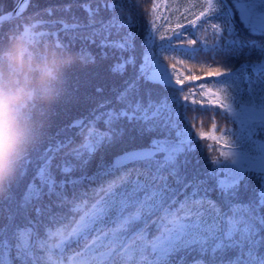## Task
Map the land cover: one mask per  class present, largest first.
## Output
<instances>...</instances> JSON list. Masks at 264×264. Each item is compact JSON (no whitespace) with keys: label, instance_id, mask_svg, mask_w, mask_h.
<instances>
[{"label":"snow or ice","instance_id":"1","mask_svg":"<svg viewBox=\"0 0 264 264\" xmlns=\"http://www.w3.org/2000/svg\"><path fill=\"white\" fill-rule=\"evenodd\" d=\"M33 2L0 13V35L6 22L8 32L31 22L66 49L61 33L82 41L85 64L96 63L95 45L122 83L70 125L79 142L66 137L41 150L38 141L22 157L0 194V264H264V42L242 39L234 20L264 36V0H153L139 55L138 22L125 5L143 0H83L86 18L71 20L44 19L50 8L29 13ZM201 53L245 59L235 72L200 62L197 74L188 61ZM154 86L165 94L154 99ZM189 108L238 129L218 131L213 115L205 130ZM145 137L87 174L97 152ZM201 140L217 153L203 167Z\"/></svg>","mask_w":264,"mask_h":264},{"label":"trees","instance_id":"2","mask_svg":"<svg viewBox=\"0 0 264 264\" xmlns=\"http://www.w3.org/2000/svg\"><path fill=\"white\" fill-rule=\"evenodd\" d=\"M19 0H0V13H5L11 10ZM83 0H34L33 4L28 7V12H42L44 9H52L51 16H44L46 20H56V19H68L71 20V17L76 16L81 19L86 18V13L79 3H82ZM153 0H143L142 6L140 8L129 9L128 5H125L126 11H131L132 15L136 18L138 26L136 31L139 35L136 38L137 53L140 52V43L144 38L145 31L148 27L147 20L148 17L145 13L151 8ZM178 2H186V0H178ZM71 5L69 11H64L65 6ZM107 18L108 13L102 14ZM235 26L239 32V35L242 39L246 40H257L264 42V36H253L251 35L242 25L236 16H234ZM16 23H19L18 20H14ZM223 23V21H213ZM59 28V25L56 26ZM9 24L6 22L3 26V35L9 39L10 34L14 33L13 37L9 41L2 42L0 41V61H2V52L8 50L11 43L21 34H26L28 40L33 45L34 49L44 50L47 49L49 45L54 46L57 49L68 50L73 53L76 57L75 64L71 69L64 73L61 76L59 83L56 86V94L59 96L57 102L52 106V109H49V106L42 102H36L31 105V109L28 113L38 124L37 128V137H39V128L44 126L43 134L39 140V147L41 150L46 148L49 143H55L57 140H64L66 137H73L77 142H79V137L75 136L77 129L71 128L70 125L77 120L85 117H89L92 110L96 107V104L99 100L103 98H110L112 96V88L118 86L122 83V79L119 77H114L110 71L109 66L113 63L112 59L101 60L100 52L101 49L95 45H88L91 51L97 56V61L95 64H85L80 60L77 53L81 47L85 46L82 41L79 39L72 41L71 36H65L63 33L60 34L61 39L65 43H69V49L62 47L58 44L57 41L49 39L46 36L40 35L41 29L34 28L31 22L24 23L21 22L20 25L13 31L8 32ZM206 39H212L211 29H208L205 33ZM196 38V37H192ZM157 43H162L157 40ZM200 41H197V46H199ZM176 53H166V55H175ZM211 53L204 54L201 53L197 61L189 60L188 63L190 66L195 65V70L197 74H200V62H203L205 66H210L212 69L220 68L221 70H230L235 72L240 68V65L244 61V57L232 58L224 54L216 55V61L214 62L211 59ZM249 59H257L255 51H253L252 57ZM167 63V61H165ZM224 77H212V79H223ZM201 83L203 81H200ZM156 91L153 98L158 99L159 95H164V91L159 88V86H154ZM187 87V85H185ZM226 87V86H225ZM100 88L103 90L102 93H97L96 89ZM198 107V106H197ZM182 114H183V110ZM187 115L189 118H192V110L188 109ZM103 127V125H101ZM232 129L233 132H236L238 129L237 124H231L224 127L225 130ZM232 139V137H228ZM149 138L145 137L143 139L137 138L134 142L120 143L116 144L106 150L97 152L96 155L90 160L87 165L86 171L89 176L95 174L99 169L101 164L107 166L110 165L114 158L122 153L123 150L131 149L133 147L144 146L148 143ZM206 147L204 144L202 148L198 146L196 156L201 161V167L206 165L205 158L209 156L205 155ZM209 153V152H208ZM210 154V153H209ZM195 163V161H193ZM31 170H29L28 176L23 181V184L20 187V191L23 190L24 186L28 183V180L31 177ZM190 178V177H189ZM91 187H95L96 183L92 182ZM89 187V183H85V188ZM212 197L215 199L216 194L212 193ZM74 247V245H73Z\"/></svg>","mask_w":264,"mask_h":264},{"label":"clouds","instance_id":"3","mask_svg":"<svg viewBox=\"0 0 264 264\" xmlns=\"http://www.w3.org/2000/svg\"><path fill=\"white\" fill-rule=\"evenodd\" d=\"M68 50L49 45L34 49L26 34L18 36L0 61V194L15 176L25 153L44 131L28 115L31 105L42 102L52 109L59 96L56 86L61 76L75 64Z\"/></svg>","mask_w":264,"mask_h":264},{"label":"rangeland","instance_id":"4","mask_svg":"<svg viewBox=\"0 0 264 264\" xmlns=\"http://www.w3.org/2000/svg\"><path fill=\"white\" fill-rule=\"evenodd\" d=\"M236 17L238 18V20H239V17H238V15H236ZM240 22V21H239ZM240 25H242L241 23H240ZM243 26V25H242ZM244 27V26H243ZM14 33H16V32H13L12 34H10V36H9V39H11V37H13V35H14ZM9 39H7L6 38V36H2L1 38H0V41H2V42H6V41H9ZM7 50H4L3 52H2V55L6 52ZM199 107V106H198ZM219 111H223L222 109H220ZM213 115H215V118H216V122H217V125H218V131H219V129L220 128H224V127H226V126H228V125H231V124H236V123H233V122H231L226 116H221V115H219V114H216V113H202V112H193L192 111V117L193 116H199L203 121H204V125H205V130H207V127H208V124L210 123V119H211V116H213ZM238 125V124H237ZM261 138H264V134H262L261 135ZM205 141H199V144H198V146L200 147V148H202V145L204 144L205 145ZM219 147H223V145H221V146H219ZM198 148V147H197ZM206 149V153H205V155H207V156H212L213 154H217V153H214V152H210L207 148H205ZM210 154H209V153ZM205 160H206V164H207V158H205ZM251 184L254 186L255 185V181H252L251 182ZM215 194V193H214Z\"/></svg>","mask_w":264,"mask_h":264},{"label":"water","instance_id":"5","mask_svg":"<svg viewBox=\"0 0 264 264\" xmlns=\"http://www.w3.org/2000/svg\"><path fill=\"white\" fill-rule=\"evenodd\" d=\"M17 7H19V1L17 2V4L13 7V9H11V10H9V11H15V9L17 8ZM9 11H7V12H5V13H8ZM14 19H15V17H14ZM120 155V154H119Z\"/></svg>","mask_w":264,"mask_h":264}]
</instances>
